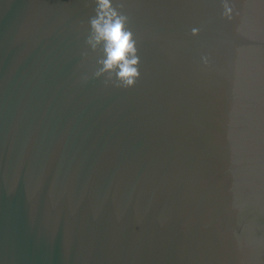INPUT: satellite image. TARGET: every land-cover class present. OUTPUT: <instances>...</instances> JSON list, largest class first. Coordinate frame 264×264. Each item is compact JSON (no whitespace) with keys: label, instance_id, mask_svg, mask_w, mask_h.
<instances>
[{"label":"water","instance_id":"95a60500","mask_svg":"<svg viewBox=\"0 0 264 264\" xmlns=\"http://www.w3.org/2000/svg\"><path fill=\"white\" fill-rule=\"evenodd\" d=\"M232 2L123 0L125 91L82 80L92 0H0V264H264V0Z\"/></svg>","mask_w":264,"mask_h":264},{"label":"clouds","instance_id":"9594fccd","mask_svg":"<svg viewBox=\"0 0 264 264\" xmlns=\"http://www.w3.org/2000/svg\"><path fill=\"white\" fill-rule=\"evenodd\" d=\"M93 14L88 18V31L84 40L85 49L81 55L86 59L98 54L91 77H82L84 82L90 78L101 82L105 88L130 90L141 79L142 58L136 34L130 27L131 18L124 11L123 0H92ZM221 16L231 20L234 14L232 0H221ZM199 28H192L193 36L199 35ZM205 66L211 61L209 55L201 56Z\"/></svg>","mask_w":264,"mask_h":264}]
</instances>
